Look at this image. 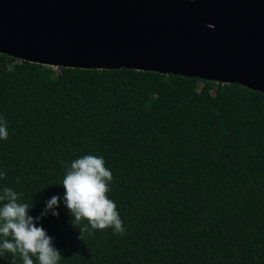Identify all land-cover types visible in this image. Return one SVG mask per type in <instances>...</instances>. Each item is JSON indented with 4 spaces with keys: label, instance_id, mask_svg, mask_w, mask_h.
<instances>
[{
    "label": "trees",
    "instance_id": "16d2710c",
    "mask_svg": "<svg viewBox=\"0 0 264 264\" xmlns=\"http://www.w3.org/2000/svg\"><path fill=\"white\" fill-rule=\"evenodd\" d=\"M0 191L40 215L59 264H264V92L133 68L51 67L0 52ZM103 157L124 233L82 234L60 184ZM81 225L87 221H81ZM81 237V238H80ZM0 264H22L0 254ZM35 260V258H33Z\"/></svg>",
    "mask_w": 264,
    "mask_h": 264
},
{
    "label": "water",
    "instance_id": "95a60500",
    "mask_svg": "<svg viewBox=\"0 0 264 264\" xmlns=\"http://www.w3.org/2000/svg\"><path fill=\"white\" fill-rule=\"evenodd\" d=\"M0 52L264 92V0H0Z\"/></svg>",
    "mask_w": 264,
    "mask_h": 264
},
{
    "label": "clouds",
    "instance_id": "9594fccd",
    "mask_svg": "<svg viewBox=\"0 0 264 264\" xmlns=\"http://www.w3.org/2000/svg\"><path fill=\"white\" fill-rule=\"evenodd\" d=\"M7 126V121L0 119V139H7ZM4 175L0 173V177ZM112 179V172L100 156L83 155L67 167L60 183L65 190L63 203L73 218V225L79 228L81 237L85 232L108 228H112L114 233H124L117 206L107 196ZM22 197V193L9 187L0 191V254H11L13 259L19 255L22 264H59L61 255L53 247L52 237L42 226H36L35 221L49 211L53 216H58L55 209L60 197L54 195L48 199L40 215L35 218L28 215L33 204L21 202ZM81 221L87 223L81 225Z\"/></svg>",
    "mask_w": 264,
    "mask_h": 264
}]
</instances>
